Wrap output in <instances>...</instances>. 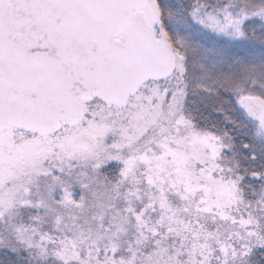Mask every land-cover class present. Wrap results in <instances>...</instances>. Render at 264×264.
I'll return each instance as SVG.
<instances>
[{
  "label": "snow or ice",
  "instance_id": "1",
  "mask_svg": "<svg viewBox=\"0 0 264 264\" xmlns=\"http://www.w3.org/2000/svg\"><path fill=\"white\" fill-rule=\"evenodd\" d=\"M0 264H264V0H0Z\"/></svg>",
  "mask_w": 264,
  "mask_h": 264
}]
</instances>
